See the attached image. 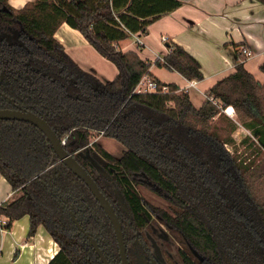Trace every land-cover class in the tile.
<instances>
[{"label": "trees", "instance_id": "16d2710c", "mask_svg": "<svg viewBox=\"0 0 264 264\" xmlns=\"http://www.w3.org/2000/svg\"><path fill=\"white\" fill-rule=\"evenodd\" d=\"M181 4L179 0H33L15 8L9 0H0V71L40 69L39 73L33 71L31 84L21 76L1 80L0 91L44 117L61 140L66 138L68 151L90 143L93 131H103L122 143L125 149L119 157L96 141L87 146L115 163V170H107L111 179H95L117 206L118 216L117 192L124 195L139 227L148 222L145 214L150 217V210L164 212L166 221L174 223L200 253L215 264H232L226 249L206 229L200 210L189 205L184 187L174 180L171 159L188 163L199 174L206 172L208 179L219 181L234 194L235 225L251 244L264 247V201L252 195L261 183L257 156L264 151V83L246 69L243 61L247 56L241 50L236 54L235 72L212 86L207 100L197 108L188 91L152 74L150 61L117 46L131 34L146 33L155 20ZM63 23L79 30L117 66L119 73L113 80L103 83L94 69L84 70L73 60L55 37ZM155 65L177 71L188 80L204 78L200 61L175 42H168V53L157 58ZM260 69L264 72V64ZM145 75L167 85L169 91L136 92ZM211 98L222 108H234L243 127L251 131L245 155H231L226 149L225 145L234 143L232 133L237 125L233 123L226 136L220 132L213 121L221 113L220 104ZM10 107L1 101L0 108ZM235 149L238 151V146ZM76 158L80 159L78 154ZM57 160L53 146L38 127L0 119V173L17 193L0 205L5 228L28 215L29 238L44 226L59 246L48 264H102L77 234L64 201L68 198L78 203L80 215L89 207L100 217L112 245L110 260L122 264L113 227L86 183L63 161L57 164L58 175L48 178L47 169ZM259 172L264 179V167ZM139 184L157 187L174 204L178 217L145 201L137 189ZM184 256L186 264H196Z\"/></svg>", "mask_w": 264, "mask_h": 264}, {"label": "crops", "instance_id": "0c3cea01", "mask_svg": "<svg viewBox=\"0 0 264 264\" xmlns=\"http://www.w3.org/2000/svg\"><path fill=\"white\" fill-rule=\"evenodd\" d=\"M15 8L30 0H9ZM181 6L162 15L148 27L146 33L131 34L117 46L136 51L152 63L150 72L166 83H176L188 91L195 107L207 100V91L219 80L234 73L237 52L247 47L252 55L243 64L255 78L264 83V3L258 0H179ZM168 41H164L163 37ZM57 40L81 68L94 69L101 82L113 80L119 70L103 57L83 34L63 23L55 33ZM168 42L183 46L202 65L204 78L188 80L177 71L155 65L158 57L168 53ZM243 43L245 45H243ZM15 190L0 173V205L12 199ZM28 215L16 220L11 228L0 226V264H48L59 251L44 226L29 238Z\"/></svg>", "mask_w": 264, "mask_h": 264}, {"label": "flooded vegetation", "instance_id": "af4514ba", "mask_svg": "<svg viewBox=\"0 0 264 264\" xmlns=\"http://www.w3.org/2000/svg\"><path fill=\"white\" fill-rule=\"evenodd\" d=\"M32 69V71L29 68L18 71L13 68H5L0 71V81L3 79L9 81L10 79L21 76V80L24 81L25 79L27 84H31L33 80L32 77L34 76L33 71L36 73L40 72V69L35 67ZM24 86H26V83H24ZM6 97L10 96L0 91V105L1 101H7L10 103L12 105L10 108H16V105H20L14 98L10 97L14 100L15 104L11 103ZM20 106L33 111L23 105ZM88 145H91V143L69 152L73 154L75 159L89 172L95 181L96 179H101L102 176L111 179L107 170H115V163L108 160L96 149L89 151L87 149ZM77 154L80 159L76 158ZM59 161L60 160L58 159L47 169H50V172L48 173V178L50 180L56 177L60 172L57 166ZM171 161L173 164L172 173L174 175V180L184 187V191L188 196L187 201L189 205L193 203L200 210V217L206 229L211 230L220 243L219 246L226 249L231 263L264 264V247L261 245L251 244L246 235L241 233V230L235 225V195L229 192L219 181L208 179L206 172L199 174L194 167L188 163L184 164L182 163L183 161H179L181 163L178 164V159L174 157ZM81 162H83L84 165ZM138 186L155 188V186L139 184L137 185V189ZM119 194L120 193L117 192V203L119 204L118 217L121 222L130 264H186L184 254L196 264H215V261L210 260L209 257L200 253L174 223L166 221L164 212L155 213L149 209L150 217L145 214L148 222L139 227L137 221L133 218V213L128 208V203L124 195ZM162 197L164 196L162 195ZM95 199L97 200L96 197ZM165 200L168 202L169 207L153 205L152 203H150V205L158 207L162 209V211H166L167 214L171 216L178 217L174 204L167 198H165ZM64 201L67 205L70 218L77 228V234L80 235L83 240L87 241L96 255L84 233L91 235L96 240L99 248L107 255L109 261L111 262L110 255L112 245L110 244V238L105 236L106 234L103 231V224L101 223L100 217L94 214L89 207L83 209L82 215H80L77 208L78 203L76 201L70 202L68 198H65ZM97 202L101 206L98 200ZM111 204L114 206L116 211L117 206L113 203ZM105 214L113 227L109 216L106 212ZM73 218L77 220L79 226L75 223ZM115 239L117 242L116 234ZM252 257L254 259L250 260ZM257 257H261V259H258ZM111 264L113 263L111 262Z\"/></svg>", "mask_w": 264, "mask_h": 264}, {"label": "water", "instance_id": "95a60500", "mask_svg": "<svg viewBox=\"0 0 264 264\" xmlns=\"http://www.w3.org/2000/svg\"><path fill=\"white\" fill-rule=\"evenodd\" d=\"M6 98L11 103L15 104L14 100L11 99L10 97H6ZM0 119L19 120V121H25L31 123L32 125L38 127L46 135L47 139L50 141L56 154L58 155V159L60 161H63L65 165L69 167V169H71L78 177H80L87 184L91 192L100 202L102 208L105 210V212L107 213L113 224L120 250L119 252H120L122 264H130L121 222L115 211L114 206L100 190L98 184L89 174V172L75 159L72 153H70L65 149L64 146L65 142L59 138V136L52 128V126L49 124V122L41 115L33 111L27 110L21 107L20 105H16V108H7V109L0 108ZM73 219L75 223L78 225L77 220L75 218ZM84 234L88 238L91 246L93 247L96 255L100 258L102 264H111L107 255L104 254V252L99 248L96 240L88 233H84Z\"/></svg>", "mask_w": 264, "mask_h": 264}, {"label": "rangeland", "instance_id": "374dc122", "mask_svg": "<svg viewBox=\"0 0 264 264\" xmlns=\"http://www.w3.org/2000/svg\"><path fill=\"white\" fill-rule=\"evenodd\" d=\"M30 1H33V0H30ZM218 104L220 103H217V105ZM170 106H172V104H170ZM218 107L221 113L216 115L213 121H214V124L217 126V128L220 130V132L223 135L226 136L228 134L229 132L228 128L230 129V126L233 125V123L237 125V129L234 130L232 133L234 143H228L227 145H225L226 149L227 150L228 148L230 149L228 150V152L231 155H236L240 153H243L245 155L247 151L246 149H244L245 145L248 144L249 138L253 136L249 134L248 130L245 127H243V125L241 124L238 118L236 111L234 114L230 115L228 114V112H226L225 108H222L221 104ZM94 141L100 143L106 150L111 152L116 157L121 156L125 149L122 143H120L119 141L113 138L106 137L103 131H98V132L93 131L91 133L90 143ZM235 146H238V151L235 149ZM257 159H258L257 172L259 173L258 175L261 178L260 179L261 183L256 188L253 189L252 195L257 201L263 202L264 201V179L262 175H260L259 171H260L261 166L264 167V151L259 156H257ZM138 189H139L140 194L145 199V201H147L149 204L152 203L153 205L169 207L168 202L165 200L164 197H162V195H160L159 191L157 190V187L150 188V187L138 186ZM16 195L17 193H15V196Z\"/></svg>", "mask_w": 264, "mask_h": 264}, {"label": "built area", "instance_id": "2783aa9c", "mask_svg": "<svg viewBox=\"0 0 264 264\" xmlns=\"http://www.w3.org/2000/svg\"><path fill=\"white\" fill-rule=\"evenodd\" d=\"M163 40L164 41H168V38L164 36ZM242 51L244 52V54L247 57L252 55V52L245 46H242ZM158 58H161V57H158ZM135 91L138 92V93H144V92H168L169 88H168L167 85H161L155 79L151 78L150 76L145 75L140 80V82L137 85ZM211 101H213L216 104L218 103L217 100H215L214 98H211ZM226 112H228V114L232 115V114L235 113V110L232 107H227L226 108ZM248 132H249V134L252 135L250 130H248ZM65 140H66V138L63 141L65 142ZM228 150H230V149L228 148ZM6 223H7L6 219L4 217H0V226L2 228L5 227Z\"/></svg>", "mask_w": 264, "mask_h": 264}]
</instances>
